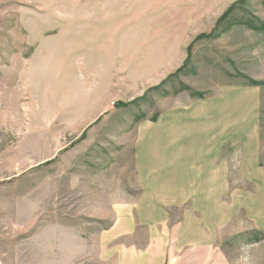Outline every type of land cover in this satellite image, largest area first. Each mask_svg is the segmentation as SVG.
<instances>
[{"label":"rangeland","instance_id":"obj_1","mask_svg":"<svg viewBox=\"0 0 264 264\" xmlns=\"http://www.w3.org/2000/svg\"><path fill=\"white\" fill-rule=\"evenodd\" d=\"M225 90L245 117L257 98L264 166V0H0V264H62L139 195L140 134Z\"/></svg>","mask_w":264,"mask_h":264},{"label":"crops","instance_id":"obj_2","mask_svg":"<svg viewBox=\"0 0 264 264\" xmlns=\"http://www.w3.org/2000/svg\"><path fill=\"white\" fill-rule=\"evenodd\" d=\"M228 99L225 90L174 107L154 132L141 133L134 158L139 195L111 201L93 224L106 226L91 228L87 238L78 228L68 230L74 240L62 264H264V239L240 243L243 233L264 231L257 98L246 117ZM235 172L243 177L237 180ZM242 181L256 189H245ZM233 233L239 235L235 258L226 245Z\"/></svg>","mask_w":264,"mask_h":264},{"label":"trees","instance_id":"obj_3","mask_svg":"<svg viewBox=\"0 0 264 264\" xmlns=\"http://www.w3.org/2000/svg\"><path fill=\"white\" fill-rule=\"evenodd\" d=\"M232 8H233V7H231L230 10H228V11L222 16V20H223V18H225V16H226L228 13H230V11L232 10ZM220 22H221V19H220ZM117 105H118V106H121V105H124V103H123V102H118Z\"/></svg>","mask_w":264,"mask_h":264}]
</instances>
